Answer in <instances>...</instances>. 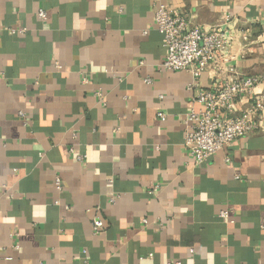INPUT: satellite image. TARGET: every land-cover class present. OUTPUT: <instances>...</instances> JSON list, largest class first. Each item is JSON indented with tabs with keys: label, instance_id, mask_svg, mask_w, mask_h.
<instances>
[{
	"label": "crops",
	"instance_id": "0c3cea01",
	"mask_svg": "<svg viewBox=\"0 0 264 264\" xmlns=\"http://www.w3.org/2000/svg\"><path fill=\"white\" fill-rule=\"evenodd\" d=\"M155 2L225 21L197 81L161 66ZM0 23V264H264V128L201 164L184 145L217 79L264 90V0H0Z\"/></svg>",
	"mask_w": 264,
	"mask_h": 264
},
{
	"label": "built area",
	"instance_id": "2783aa9c",
	"mask_svg": "<svg viewBox=\"0 0 264 264\" xmlns=\"http://www.w3.org/2000/svg\"><path fill=\"white\" fill-rule=\"evenodd\" d=\"M153 5L156 26L162 34L163 45L167 51L161 66L168 70L189 71L197 81L230 43L229 33L223 27L225 21L205 28L194 24L193 16L189 17L170 5L160 2ZM39 16L46 19V11L41 9ZM3 29L4 25L0 23V31ZM10 30L13 33L26 31L25 28L14 27ZM146 81L151 83L152 79L147 78ZM260 82L261 78L257 76L234 74L225 80L217 79L212 89L199 93L201 108L192 109L186 114L187 130L184 139L185 148L196 164L210 160L238 139L264 128V90L256 91ZM96 95L103 98L102 91H97ZM20 116H24V112L21 111ZM159 116L166 119L167 115L160 112ZM70 152L75 153L73 147ZM76 157L81 162L85 160L84 154L77 153ZM55 185L58 190H63V182L58 175ZM5 188L6 185L0 183V191ZM55 203L59 204V200ZM230 215L229 209H223L219 213L224 219H229ZM148 222L147 218L143 219V223ZM103 228L104 223L100 218L93 220L94 234L101 233ZM149 256H153V253Z\"/></svg>",
	"mask_w": 264,
	"mask_h": 264
}]
</instances>
